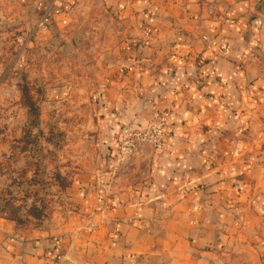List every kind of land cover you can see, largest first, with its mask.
Instances as JSON below:
<instances>
[{"label": "crops", "instance_id": "0c3cea01", "mask_svg": "<svg viewBox=\"0 0 264 264\" xmlns=\"http://www.w3.org/2000/svg\"><path fill=\"white\" fill-rule=\"evenodd\" d=\"M53 2L39 19L65 17L68 36L97 44L98 159L71 183L78 212L58 229L0 220V264H264L262 2ZM154 112L164 149L144 150L142 177L112 182L120 125Z\"/></svg>", "mask_w": 264, "mask_h": 264}, {"label": "rangeland", "instance_id": "374dc122", "mask_svg": "<svg viewBox=\"0 0 264 264\" xmlns=\"http://www.w3.org/2000/svg\"><path fill=\"white\" fill-rule=\"evenodd\" d=\"M52 2L0 0V220L27 232L58 229L76 216L70 185L95 167L99 150L87 102L97 71L86 57L97 44L77 42L67 22L52 17L39 27L38 10ZM146 148L154 150L145 145L130 164L111 165L112 182L142 177Z\"/></svg>", "mask_w": 264, "mask_h": 264}, {"label": "built area", "instance_id": "2783aa9c", "mask_svg": "<svg viewBox=\"0 0 264 264\" xmlns=\"http://www.w3.org/2000/svg\"><path fill=\"white\" fill-rule=\"evenodd\" d=\"M38 26L46 28L44 18L39 19ZM165 116L159 112H154L145 127L140 128L133 121L122 123L119 127L115 154L112 156L114 170L118 166H126L134 160L136 154L143 146H151L155 151H162L165 147ZM89 229H93L89 225ZM54 241L59 237H53Z\"/></svg>", "mask_w": 264, "mask_h": 264}]
</instances>
